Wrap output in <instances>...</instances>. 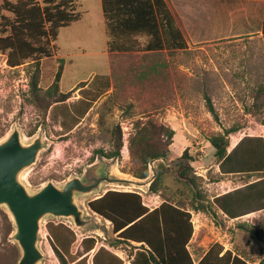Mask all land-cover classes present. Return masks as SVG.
Instances as JSON below:
<instances>
[{
    "label": "rangeland",
    "instance_id": "rangeland-1",
    "mask_svg": "<svg viewBox=\"0 0 264 264\" xmlns=\"http://www.w3.org/2000/svg\"><path fill=\"white\" fill-rule=\"evenodd\" d=\"M199 2L204 5L215 2L209 4L214 14L217 16L224 8L229 18H210L204 31L200 28L203 36L190 31V36L186 35L187 47L182 50L114 54V75L111 54L106 48L100 0H78L81 18L59 30L55 54L38 62L40 92L53 83L61 65L58 94L69 95L63 101L50 104L46 110L31 102L29 85L35 63L27 61L10 67L6 54L0 51V142L14 129L19 131L23 143L42 137L43 149L20 175L29 192H35L47 182L59 186L73 176H82L87 166L101 159L113 161L112 176L144 181L152 171L148 164L147 178L138 179L130 174L129 143L135 121L155 119L174 128L168 159L177 158L185 151L192 160L199 161L194 173L200 177L199 189L214 210L213 215L198 210L201 214L194 218L188 243L192 257L197 259L217 242L224 250L240 253L250 264H264L261 252L264 249V180L242 189L246 191L230 206L234 213L255 212L249 217L230 220L215 204L216 200L210 199L225 189L221 183L224 176L204 168L208 162L215 161L206 154L208 138L213 134L234 129L227 136L229 140L263 133L262 115L255 109L254 98L259 87L264 86V37L260 30L264 0ZM2 13L11 16L6 11ZM97 77H108L110 82L105 84ZM205 97L209 98L214 115L208 111ZM116 126L121 140L119 158L96 153L99 148L107 151L112 147ZM124 135L127 149H123ZM159 161L162 159L154 160V168ZM172 172L171 168L165 172L171 174L164 179L167 185L174 181ZM243 179L249 182L255 176L244 175ZM148 186L104 183L97 192L77 196L80 208L88 217H94L99 227L59 230L64 247L58 244L57 247L66 260L76 258V262L86 256V264H92L96 248L103 245L127 262L130 247L108 245L113 237L110 223L92 213L86 201L107 190H122L140 192L147 202V193L155 194L148 191ZM171 193L172 190H163L161 195L156 193V201L161 203L162 198H172ZM49 224H56L55 219L46 216L38 242L43 257L38 264H61L49 237ZM13 232L11 216L0 205V264L18 262L20 249L12 238ZM88 236L97 237L96 246L83 253L81 242Z\"/></svg>",
    "mask_w": 264,
    "mask_h": 264
},
{
    "label": "trees",
    "instance_id": "trees-1",
    "mask_svg": "<svg viewBox=\"0 0 264 264\" xmlns=\"http://www.w3.org/2000/svg\"><path fill=\"white\" fill-rule=\"evenodd\" d=\"M107 36L106 48L111 54L112 74L114 54L174 52L187 47V37L166 0H100ZM6 11L11 16H5ZM82 14L78 10V0H1L0 1V51L6 54V63L10 67L19 66L27 61L35 63L30 78L29 93L31 102L46 110L55 102L65 100L69 95L58 94V80L62 66L56 72L53 83L44 91L38 87V62L42 57H52L56 52L55 41L59 30L78 21ZM264 37V15L261 22ZM139 38H142L141 41ZM62 62V60H60ZM115 75V74H114ZM143 76V74H142ZM109 84L110 78L97 77ZM209 112L214 108L205 97ZM255 109L260 111L261 124L264 127V86L255 93ZM135 131L130 138L129 172L138 179L150 175L148 164L151 160L162 159L156 165V176L150 182L148 191L159 193L172 190V198H162L161 203L149 210L136 191L108 190L99 197L86 201L92 213L110 222L111 234L109 246H129L128 264H250L240 253L224 250L219 243L211 244L197 259L192 257L188 243L192 237L193 226L188 209L214 214V210L199 189L200 177L194 173L197 160L186 155L168 159L169 144L173 140L174 130L155 119L135 121ZM112 147L105 151L96 150L106 158H119L121 146L120 130L114 128ZM234 129L213 134L208 138L212 158L223 164L231 157L226 154L228 134ZM246 157L247 171L264 173V138L248 146ZM170 163V164H169ZM167 168L173 170L174 181L167 185ZM239 197H216L215 204L228 217L237 214L230 208ZM187 200V202H186ZM185 203L188 205L185 206ZM69 228L59 221L49 224V237L61 264L74 262L76 258L66 260L58 245L63 246L59 230ZM72 230V229H71ZM97 237L82 239L83 253L95 248ZM135 243V244H133ZM64 247V246H63ZM264 254V249L261 248ZM73 264H86V256ZM92 264H124V261L108 248L99 246L92 256ZM263 264V263H261Z\"/></svg>",
    "mask_w": 264,
    "mask_h": 264
},
{
    "label": "water",
    "instance_id": "water-1",
    "mask_svg": "<svg viewBox=\"0 0 264 264\" xmlns=\"http://www.w3.org/2000/svg\"><path fill=\"white\" fill-rule=\"evenodd\" d=\"M43 147L40 135L23 143L17 129L0 142V205L6 207L13 221L12 238L20 249L17 264H38L42 259L38 242L46 216L67 220L76 229L99 227L96 219L88 217L80 208L77 196L97 192L104 183L146 188L156 176L154 160L149 162L152 175L147 180L139 181L112 176L113 161L101 159L87 166L82 176H73L59 186L47 182L35 192H29L21 182L20 175L36 161Z\"/></svg>",
    "mask_w": 264,
    "mask_h": 264
},
{
    "label": "crops",
    "instance_id": "crops-1",
    "mask_svg": "<svg viewBox=\"0 0 264 264\" xmlns=\"http://www.w3.org/2000/svg\"><path fill=\"white\" fill-rule=\"evenodd\" d=\"M1 1V0H0ZM167 3L169 4V7L177 16V18L180 21L181 27L184 30L185 34L190 36V31L192 32L191 34H197V35H204L202 34L204 31L205 25L210 22V18L214 17V8L209 7V4L215 3V2H208L206 5L203 3H200L199 0H166ZM101 5V1H100ZM225 9H222V12H220L217 19L224 20V18L228 17L225 14ZM101 12H102V6H101ZM224 13V15H223ZM221 14V15H220ZM103 16V13H102ZM215 18V19H216ZM229 18V17H228ZM209 19V20H208ZM104 21V18H103ZM200 28H203V31L201 32ZM200 30V32H199ZM104 31H105V23H104ZM107 42V40H106ZM174 129V128H173ZM263 133H257V134H248V135H242L238 138L232 139V137L229 138L228 140V146L226 148V154H230L231 159L228 162H224L223 164H220V162L212 161L208 162L204 168L206 169H214L215 171H218L219 174L222 176V181L221 183L225 186V189L222 190L220 193H217L215 195L210 196L211 200H214L216 197L223 196V198L228 199L229 197H239V194L245 189L248 185L256 183L257 181L264 180V173H257L253 171H247V166L246 164V157L248 154V148L247 146H251L250 144H255L259 139L264 138V130H262ZM206 154H210V157L212 158V151L207 150ZM180 156V153L178 154V157ZM214 160V159H213ZM222 170V171H220ZM260 174V175H259ZM244 175H249L255 176V179L252 181H246L243 179ZM234 178V179H232ZM234 180V181H232ZM151 195L155 194H150L147 193V199L149 202L153 201L150 200ZM143 196V195H142ZM142 198V202L145 201ZM149 210H152L153 208L157 207L158 205H146L143 203ZM190 213V221H191V214H193L192 220L194 218L197 219L198 216H200V212L197 210L193 209H188ZM259 211V210H256ZM223 212V211H222ZM255 211L251 212H240V213H235L237 214L236 217L228 219L230 220H238L244 217H249L250 215L253 214ZM224 213V212H223ZM225 214V213H224ZM106 221V220H105ZM109 222V221H107ZM110 223V222H109ZM192 223V222H191ZM193 226V224H192ZM191 240V239H190ZM135 244V243H133ZM93 250V249H92ZM119 257V256H118ZM120 258V257H119ZM122 259V258H121ZM123 260V259H122ZM124 261V260H123ZM129 261L125 262L124 264H128Z\"/></svg>",
    "mask_w": 264,
    "mask_h": 264
},
{
    "label": "built area",
    "instance_id": "built-area-1",
    "mask_svg": "<svg viewBox=\"0 0 264 264\" xmlns=\"http://www.w3.org/2000/svg\"><path fill=\"white\" fill-rule=\"evenodd\" d=\"M127 138L125 137V135L123 136V149H127ZM137 192V191H136ZM141 197H142V194L140 193V192H137ZM147 198V197H146ZM156 198H157V196H155V198H154V195H151V197H150V200H153V201H151L150 202V205L152 206V205H158L159 203L156 201ZM149 201H148V199H147V202L146 201H143V203H145L146 205H149V203H148ZM149 205V206H150ZM192 216H191V222H192V224H194V219L192 220V217H193V214H191ZM59 221H62L63 223H65L66 225H68L72 230H75L76 228H74L73 227V225L69 222V221H67V220H63V219H55V223H58ZM46 232L44 233V236H46ZM80 240L82 239V237L81 238H79Z\"/></svg>",
    "mask_w": 264,
    "mask_h": 264
}]
</instances>
